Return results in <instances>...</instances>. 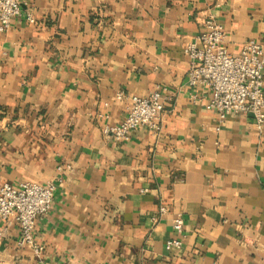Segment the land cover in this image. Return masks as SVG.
Masks as SVG:
<instances>
[{
	"label": "crops",
	"instance_id": "1",
	"mask_svg": "<svg viewBox=\"0 0 264 264\" xmlns=\"http://www.w3.org/2000/svg\"><path fill=\"white\" fill-rule=\"evenodd\" d=\"M209 17L230 53L264 37V0H21L0 31V183L55 189L40 255L0 220V264H264V124L187 84L183 48ZM157 85L159 131L104 134L127 113L117 92Z\"/></svg>",
	"mask_w": 264,
	"mask_h": 264
},
{
	"label": "built area",
	"instance_id": "2",
	"mask_svg": "<svg viewBox=\"0 0 264 264\" xmlns=\"http://www.w3.org/2000/svg\"><path fill=\"white\" fill-rule=\"evenodd\" d=\"M20 14L21 0H0V31L10 28L13 19ZM27 19L34 21L31 15ZM225 36L224 27L209 17L203 28L185 44L183 52L189 59L187 84L193 90L192 97H196V91L201 88L208 94L206 109L216 111L220 118L231 112H252L256 123L263 125L264 37L246 40L239 53L234 54L225 47ZM116 97L128 100L127 113L119 122L105 124L102 131L119 141L128 140L131 132L140 126L159 131L162 110L172 99L163 85H157L147 95L119 91ZM54 189L53 181L0 183V220L15 223L19 229L17 243L32 247L37 256L40 251L35 238V221L49 210ZM165 208L160 206L161 211ZM173 228L176 237L168 239L166 247L179 248L184 229L180 213L173 220Z\"/></svg>",
	"mask_w": 264,
	"mask_h": 264
}]
</instances>
